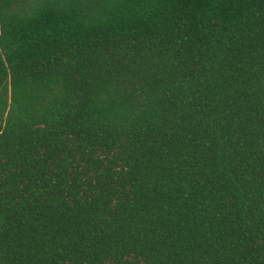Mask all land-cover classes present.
I'll use <instances>...</instances> for the list:
<instances>
[{
	"label": "trees",
	"instance_id": "16d2710c",
	"mask_svg": "<svg viewBox=\"0 0 264 264\" xmlns=\"http://www.w3.org/2000/svg\"><path fill=\"white\" fill-rule=\"evenodd\" d=\"M0 264H264V0H0Z\"/></svg>",
	"mask_w": 264,
	"mask_h": 264
}]
</instances>
